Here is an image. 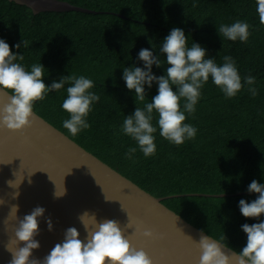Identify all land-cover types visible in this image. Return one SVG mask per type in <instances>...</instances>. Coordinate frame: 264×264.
<instances>
[{
    "label": "trees",
    "instance_id": "obj_1",
    "mask_svg": "<svg viewBox=\"0 0 264 264\" xmlns=\"http://www.w3.org/2000/svg\"><path fill=\"white\" fill-rule=\"evenodd\" d=\"M66 1L126 17L79 11L35 14L25 5L0 0V38L10 46L22 39L28 41L27 49L12 48L24 52L23 63L31 65L41 60L48 70L44 80L49 85L61 75H86L93 79V91L101 97L89 114L91 127L76 136L62 126L68 118L60 107L66 96L64 90L36 101L34 110L155 196L231 195L174 196L164 204L227 246L242 249L246 234L240 225L258 221L243 217L238 201H251L257 194H233L247 192L253 179L264 183V25L259 23L255 0H197L196 7L193 0ZM236 19L247 21L251 35L246 43L225 41L223 47L216 24ZM173 27L182 28L186 36L205 46L217 63L224 55L233 56L242 77H256L259 95L251 97L242 89L236 97L226 99L209 80L194 117L186 120L198 129L195 139L176 146L157 132L156 155L145 158L137 151L132 160L126 159L127 148L135 142L118 134V128L136 105L121 78L122 67L133 63L142 66L136 60L139 50L152 49V44L158 49ZM153 72L159 76L163 69L153 66ZM156 89L154 84L146 102L156 95Z\"/></svg>",
    "mask_w": 264,
    "mask_h": 264
},
{
    "label": "clouds",
    "instance_id": "obj_2",
    "mask_svg": "<svg viewBox=\"0 0 264 264\" xmlns=\"http://www.w3.org/2000/svg\"><path fill=\"white\" fill-rule=\"evenodd\" d=\"M255 5L259 23L264 25V0H255ZM196 6L197 0H193V7ZM216 28L223 47L225 41L246 43L251 35L246 20L216 24ZM189 38L191 36H186L182 28L173 27L158 49L152 44V49L139 50L136 60L142 66L133 63L130 67H122L121 78L136 105L131 114L124 115L118 128V134L135 142V146L127 148L126 159L132 160L137 151L145 158L156 155L157 132L176 146L195 139L198 129L186 120L194 117L202 90L209 80L226 99L236 97L242 89L251 97L259 95L256 77L251 74L242 77L233 56L224 55L222 62L217 63L216 57L209 55L208 49L199 42L191 38L189 45ZM13 47L27 49L29 43L22 39L10 46L4 38H0V90L9 97L8 102L0 107V128L20 131L29 127L35 102L45 100L50 93L64 90L66 96L60 107L68 113V118L62 121L63 128L72 136L89 129V114L101 100L100 95L93 91V79L69 73L53 80L50 85L46 84L47 69L41 60L26 65L23 63L24 52H14ZM153 66L163 69V74L156 75ZM154 84L157 86L156 95L146 102ZM8 184L18 188L20 182L8 181ZM246 191L257 195L251 201L241 198L238 201L239 212L243 217L258 222L240 225L241 231L246 234L245 246L233 251L230 256L218 241L204 235L201 230L199 264H264V183L253 179ZM18 195V192L14 193L13 198ZM63 195L64 189L55 193L57 198ZM0 204L4 202L0 200ZM45 211L44 207L37 206L30 214L19 218L18 205L11 207L9 215L16 219L17 225L14 239L10 241L13 247L6 245L12 254L9 264H154L142 248L133 246L118 221H99L96 214L89 211L78 217L86 232L83 240L76 227H69L63 234V240L55 244L47 255L35 258L33 250L40 248L36 237L40 234V219ZM128 227L131 228V225ZM47 228L48 231L53 230L51 218L47 219ZM143 235L151 238L153 233L144 231Z\"/></svg>",
    "mask_w": 264,
    "mask_h": 264
},
{
    "label": "water",
    "instance_id": "obj_3",
    "mask_svg": "<svg viewBox=\"0 0 264 264\" xmlns=\"http://www.w3.org/2000/svg\"><path fill=\"white\" fill-rule=\"evenodd\" d=\"M25 5L35 14L41 12L113 13L72 4L66 0H9ZM8 94L0 90V107L8 102ZM8 181L17 182L18 188ZM57 198L55 193L63 191ZM19 195L15 198L14 193ZM249 194L241 192L233 195ZM226 197L229 194L190 193L158 197L80 145L62 130L33 111L29 127L20 131L0 128V264H9L17 225L9 215L18 205L17 216L23 218L37 207L46 209L40 219V234L36 237L40 248L33 257L43 258L63 240L69 227H76L83 240L86 232L78 217L84 211L95 213L97 220H116L133 246L142 248L154 264H199L198 241L201 229L164 204L174 196ZM107 198V199H106ZM51 218L53 230L48 231ZM131 225V228L128 226ZM151 231V238L143 235ZM204 235H209L203 231ZM218 241L226 254L233 248Z\"/></svg>",
    "mask_w": 264,
    "mask_h": 264
}]
</instances>
